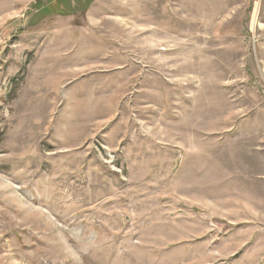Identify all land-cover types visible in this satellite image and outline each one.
Listing matches in <instances>:
<instances>
[{
	"label": "rangeland",
	"instance_id": "rangeland-1",
	"mask_svg": "<svg viewBox=\"0 0 264 264\" xmlns=\"http://www.w3.org/2000/svg\"><path fill=\"white\" fill-rule=\"evenodd\" d=\"M0 264H264V0H0Z\"/></svg>",
	"mask_w": 264,
	"mask_h": 264
}]
</instances>
